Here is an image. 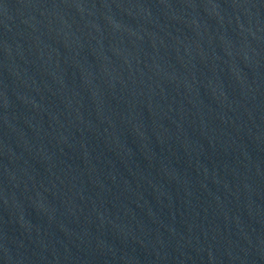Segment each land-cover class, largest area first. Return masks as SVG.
<instances>
[{
  "label": "water",
  "instance_id": "95a60500",
  "mask_svg": "<svg viewBox=\"0 0 264 264\" xmlns=\"http://www.w3.org/2000/svg\"><path fill=\"white\" fill-rule=\"evenodd\" d=\"M0 264H264V0H0Z\"/></svg>",
  "mask_w": 264,
  "mask_h": 264
}]
</instances>
